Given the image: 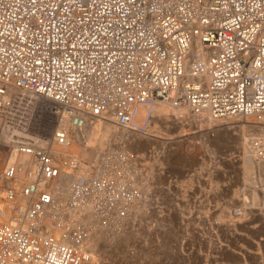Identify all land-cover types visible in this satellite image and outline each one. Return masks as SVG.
I'll return each mask as SVG.
<instances>
[{
    "label": "built area",
    "instance_id": "built-area-1",
    "mask_svg": "<svg viewBox=\"0 0 264 264\" xmlns=\"http://www.w3.org/2000/svg\"><path fill=\"white\" fill-rule=\"evenodd\" d=\"M158 102L264 123V0H0V264H85L93 235L133 218L139 155L107 148L82 167L52 146L97 119L146 134Z\"/></svg>",
    "mask_w": 264,
    "mask_h": 264
},
{
    "label": "rangeland",
    "instance_id": "rangeland-1",
    "mask_svg": "<svg viewBox=\"0 0 264 264\" xmlns=\"http://www.w3.org/2000/svg\"><path fill=\"white\" fill-rule=\"evenodd\" d=\"M246 119L210 122L187 115L182 119L185 136L179 142L142 141L143 150L133 143L140 142L134 140L137 134L119 128L117 139L109 141L101 154L107 148L127 146L140 156L145 199L121 230L98 235L100 243L92 244L96 260L91 264H264V159L255 148V142H264V133L248 127L244 138L242 128L234 126L246 124ZM163 127L154 129L178 132ZM6 151L0 141L1 167ZM252 189L257 190L258 206L252 204Z\"/></svg>",
    "mask_w": 264,
    "mask_h": 264
},
{
    "label": "bare ground",
    "instance_id": "bare-ground-1",
    "mask_svg": "<svg viewBox=\"0 0 264 264\" xmlns=\"http://www.w3.org/2000/svg\"><path fill=\"white\" fill-rule=\"evenodd\" d=\"M149 110V107L148 106H143L141 108V112H140V116L139 118L137 119L136 123L138 124H142L145 120V117H146V114ZM153 118L151 120V125H150V129L149 131L146 133L145 136H143V133H140L136 130H127V132L130 134V135H134L137 134L136 136L138 138H134V140H137L139 139V142L138 141H133V143L135 144V146H137V148L140 150H143L145 149V145L146 144H143V143H156V142H159L161 139H169V143H176V142H179L181 137L185 136V129L186 127L183 126V118L187 117V115H190L189 111H187L186 108H182V107H174L170 104H167L165 102H158L156 103L154 106H153ZM203 118H206V120H210V122L214 121L212 118L210 117H202ZM252 117H249L247 118L246 120H244L246 122V124H240V125H236L234 127H241L242 128V132H243V135H244V138L246 137L247 133H246V129L248 127H252V128H257L260 130V132L262 131L264 133V123H261L263 125H258L257 123L255 124L256 122V119L252 118ZM199 120V119H198ZM255 120V121H254ZM218 121V120H217ZM171 123V125L173 126H169L170 124L168 123ZM185 122V121H184ZM192 122V121H191ZM229 122V121H228ZM48 122H46L47 124ZM201 123V122H200ZM209 123V122H208ZM234 123V122H233ZM239 123V122H237ZM252 123V124H251ZM185 124V123H184ZM189 124V123H188ZM211 124V123H210ZM209 124V125H210ZM60 125H64V126H67L68 124H65V123H62ZM192 125V123H191ZM161 127V126H164L166 129H168V131L170 132L172 129H170V127H173L174 129H178V132L175 133H172V134H168V133H165L163 130H161L162 128H159L157 130L154 129V127ZM200 126V125H199ZM163 127V128H164ZM211 127V125H210ZM228 127V126H227ZM229 128V127H228ZM119 127L112 121H109V120H104V119H97L95 120L93 123H91L89 126H87L86 129H84L83 131L79 132V131H75V138H74V141L72 142V144L70 146H64V145H61V144H57V143H53V146H52V151L56 154H61V156L65 153H71L72 155L76 156L77 158H80L79 161H80V164L82 167H88L89 165H87V163L85 162V160H89L88 164H97L99 161V157L101 155V152L102 150L105 148V146L108 144L109 141L111 140H114V139H117V135H118V132H119ZM122 131V130H121ZM163 131V132H162ZM15 132V131H14ZM158 134H157V133ZM254 132V131H253ZM124 133V132H123ZM128 134V135H129ZM191 134V133H189ZM262 134V133H261ZM44 135H48V134H44ZM157 135H159L160 139L157 138ZM16 136L15 133H12V136L9 135H6L4 138L6 140H10V139H13L14 137ZM141 136V138H140ZM248 136V135H247ZM128 137V136H127ZM256 137V136H255ZM47 138V137H46ZM126 138V137H125ZM131 138V137H129ZM126 140V139H125ZM128 140V139H127ZM259 140V139H258ZM143 141V143H142ZM164 141V140H163ZM245 141L247 142L248 139ZM125 142V141H124ZM123 142V143H124ZM162 142V141H160ZM168 142V141H167ZM166 142V144H167ZM245 142V143H246ZM132 141L130 142V145L133 144ZM165 143V142H164ZM254 143V142H253ZM128 145V144H127ZM128 146V147H129ZM244 146V145H243ZM127 147V146H126ZM132 147V146H131ZM251 147V146H250ZM254 147V146H253ZM134 148V147H133ZM137 149V150H138ZM245 151H243L244 153L246 152V149H247V146L244 147ZM243 149V150H244ZM253 149V148H252ZM134 150V149H133ZM256 151V150H255ZM254 151H252L253 153ZM247 153V152H246ZM251 153V154H252ZM250 154V153H249ZM250 154V155H251ZM10 155V154H9ZM144 156V155H143ZM247 156V155H246ZM249 156V155H248ZM247 156V157H248ZM256 156V155H254ZM8 157V156H7ZM257 160H260L261 158L257 155ZM256 157H254L256 159ZM177 158V157H176ZM147 159V158H146ZM246 159V158H245ZM84 160V161H83ZM244 160V159H243ZM256 161V160H255ZM247 162H249L247 160ZM8 163V158L5 160V163L3 164V166L1 167V164H0V176L2 174V171L3 169L5 168V166L7 165ZM246 163V162H245ZM260 164V161L258 162ZM249 164V163H248ZM262 164V163H261ZM244 164H242V167H245L243 166ZM264 165V162L263 164ZM61 166H62V163H61ZM252 166V165H251ZM260 167V166H259ZM262 168V167H261ZM83 169V168H82ZM80 169V171H78V173L80 172H83V170ZM244 169V168H243ZM246 169V168H245ZM66 170L68 171V167L66 166H63V172H66ZM251 170V169H250ZM263 170V169H262ZM245 171V170H244ZM253 171L249 172L252 173ZM149 174V173H148ZM248 174V173H247ZM246 174V175H247ZM248 174V175H249ZM64 178L62 180V186L64 187L65 184H66V181H68V178L66 176V174H64ZM243 175V174H242ZM254 175V174H253ZM250 176V175H249ZM250 182V180H249ZM246 185V184H245ZM254 185V184H253ZM148 186V185H147ZM162 190V189H161ZM63 191L64 192H68V188L64 187L63 188ZM251 191V190H250ZM221 194V193H220ZM253 194V195H252ZM251 195L253 196L252 198V204L253 205H257L259 204L258 200L259 198H256L257 196V190H253L252 189V192H251ZM4 196V193L2 192V190H0V205L2 204V197ZM192 198V197H191ZM257 200V201H256ZM249 204V203H248ZM251 204V203H250ZM139 206V205H138ZM137 206V207H138ZM142 206V205H141ZM144 206V205H143ZM144 210V209H143ZM241 210V209H240ZM159 211V210H158ZM154 213V212H153ZM223 214V213H222ZM158 215V213H157ZM148 216V214H147ZM211 216V215H210ZM155 217V215L153 216ZM161 217H162V214H161ZM194 217V216H193ZM163 218V217H162ZM157 219V218H156ZM159 221V220H158ZM166 221V220H165ZM49 224H52L53 225V233L56 235V236H59L60 233H61V230H62V227L60 223H54L51 221V220H48L47 221ZM130 227V226H129ZM166 227V226H165ZM160 228V227H159ZM161 229V228H160ZM170 229V228H169ZM230 229V228H229ZM155 235V234H154ZM103 236V237H106L105 235H100V237ZM130 236V235H129ZM126 237V236H125ZM159 237V236H158ZM169 237V236H168ZM98 237H96L95 235L92 236V244L95 245L96 247L98 246L97 243L99 244L100 242H98ZM167 238V237H166ZM111 239V238H110ZM109 239V240H110ZM145 239V238H144ZM163 239V238H162ZM109 240H107V242H109ZM103 241V240H102ZM129 241V240H128ZM168 241V239H167ZM124 242V241H123ZM122 242V243H123ZM142 243V242H141ZM168 243V242H167ZM130 244V243H129ZM152 244V243H151ZM169 244V243H168ZM106 245V244H105ZM137 245V244H136ZM140 245V244H139ZM151 246V245H150ZM170 246V245H168ZM106 247V246H105ZM105 247H104V250H105ZM109 247V246H108ZM137 247V246H136ZM94 248V247H93ZM130 249V248H129ZM96 250V249H95ZM120 250V249H119ZM122 250V249H121ZM106 251V250H105ZM160 254V253H159ZM113 255H117L116 253L113 254ZM134 255V254H133ZM145 257V256H144ZM149 257V256H148ZM151 257V256H150ZM159 257V256H158ZM238 257V256H237ZM112 258V257H111ZM118 258V256H117ZM122 258V257H121ZM120 258V259H121ZM102 259V258H101ZM100 259V260H101ZM113 259V258H112ZM116 259V258H115ZM143 259V258H142ZM149 259V258H148ZM94 260H96V252L93 251V258L91 261L85 263V264H91ZM105 260V259H104ZM103 260V261H104ZM118 260V259H117ZM125 260V259H124ZM152 260V259H151ZM120 261V260H119ZM101 262V261H100ZM107 262V261H106ZM132 262V261H130ZM115 263V262H113ZM112 263V264H113ZM123 262H121L120 264H122ZM140 263V262H139ZM100 264V263H99ZM119 264V263H118ZM129 264V263H128ZM239 264V263H238Z\"/></svg>",
    "mask_w": 264,
    "mask_h": 264
}]
</instances>
